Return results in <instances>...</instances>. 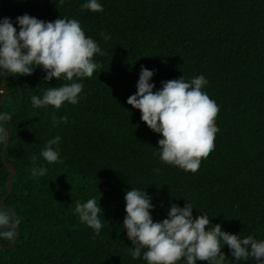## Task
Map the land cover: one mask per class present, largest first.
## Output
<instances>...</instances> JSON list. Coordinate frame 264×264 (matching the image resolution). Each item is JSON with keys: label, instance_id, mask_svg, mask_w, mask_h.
<instances>
[{"label": "trees", "instance_id": "1", "mask_svg": "<svg viewBox=\"0 0 264 264\" xmlns=\"http://www.w3.org/2000/svg\"><path fill=\"white\" fill-rule=\"evenodd\" d=\"M99 2L103 12H82L85 0H0V12L13 21L25 13L45 21L77 19L104 52L94 56L100 67L93 76L77 81L84 87L76 105L32 106L33 95L71 83L43 81L42 68L28 76L5 72L0 77L10 91L0 112L12 116L5 125L10 132L6 157L17 170L3 204L21 220L16 246L0 247V264H147L146 249L141 258H132L122 228L131 186L152 196L154 221L167 217L171 203L188 201L197 215L207 214L223 230L264 240V0ZM101 32L111 39L105 42ZM142 65L155 70L157 89L183 75L203 74L208 80L204 90L220 106L219 131L214 150L196 172L162 162L161 135L127 104ZM53 116H67L68 123L53 127ZM57 135L61 162L48 164L40 152ZM5 141L0 143V198L8 192L11 174L2 157ZM33 157L47 169L44 176L31 175ZM93 197L102 207L99 236L74 211L76 201ZM0 242L10 246L14 239ZM222 251L232 264L228 247Z\"/></svg>", "mask_w": 264, "mask_h": 264}, {"label": "clouds", "instance_id": "2", "mask_svg": "<svg viewBox=\"0 0 264 264\" xmlns=\"http://www.w3.org/2000/svg\"><path fill=\"white\" fill-rule=\"evenodd\" d=\"M59 2L63 4L64 0ZM85 10L103 12L104 9L99 0H85L81 11ZM100 35L105 42L111 39L104 32ZM97 54L103 56L104 52L97 41L86 36L77 19L45 21L27 13L15 21L10 17L0 18V74L28 76L42 68L45 73L43 81L49 84L53 79L71 82L50 87L42 95H33L31 104L34 108L52 106L59 109L65 102L78 104L84 85L77 81L91 78L100 67L94 60ZM155 74V70L141 66L137 91L128 97L127 104L140 111L141 120L150 130L161 135L157 148L162 162L178 166L185 172H196L201 159L215 148V134L219 131L215 117L220 106L204 90L208 80L203 74L190 79L183 75L162 81L159 89L152 82ZM0 85L8 89L7 99L9 88L5 84ZM19 86L22 89L21 82ZM11 119L10 113L0 112V143L6 139L5 125ZM67 123V116H53L51 126ZM61 139L57 135L48 140L40 152L48 164L61 162ZM36 159L33 157L31 175L44 176L47 169L37 165ZM159 171V168L154 169L156 173ZM152 199L146 190L132 186L124 196L126 215L122 228L131 241L129 251L133 259L141 258L142 249H146L142 258L147 264H177V261L180 264H226L228 257L222 249L227 246L233 258L232 264H241V261L264 264V240H257L253 235L241 237L223 230L221 224H212L207 214L197 215L193 205L186 200L183 206L170 201L167 217L154 221ZM101 209L95 197L86 202H75L74 211L79 220L93 229L96 236L104 226L100 218ZM20 222L18 215L13 216L0 206V239L13 240Z\"/></svg>", "mask_w": 264, "mask_h": 264}, {"label": "water", "instance_id": "3", "mask_svg": "<svg viewBox=\"0 0 264 264\" xmlns=\"http://www.w3.org/2000/svg\"><path fill=\"white\" fill-rule=\"evenodd\" d=\"M0 17L5 18L7 16L4 13L0 12ZM1 75L2 74H0V76ZM0 95H2V99L0 101V109H1L2 105L5 102L6 97L8 95V89L4 85H0ZM5 135H6V141H5V144L3 146V150H2V157H3L5 165L7 166V168L10 169L11 174H10V176L8 178V188H9L8 192H7V194H5L3 197L0 198V206H3L4 208H9L12 211L13 215L16 216L15 211L12 209L11 206H7V205L3 204V202L13 192V187H14L13 180H14L16 174H17V170L15 169V167L11 163L8 162L7 157H6V152H7L8 146L10 144V134H9V131H8V129L6 127H5ZM19 233H20V225L18 226L17 234H16V236L14 238L13 244L10 245V246H7V245H5V244L0 242V247H2V248H13V247H15L16 243H17V240L19 238Z\"/></svg>", "mask_w": 264, "mask_h": 264}]
</instances>
